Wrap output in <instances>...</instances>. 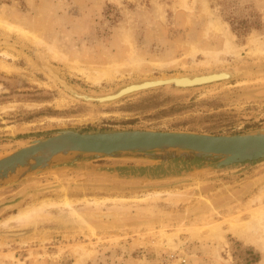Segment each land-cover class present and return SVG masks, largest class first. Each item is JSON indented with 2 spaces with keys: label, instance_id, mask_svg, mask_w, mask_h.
Returning a JSON list of instances; mask_svg holds the SVG:
<instances>
[{
  "label": "rangeland",
  "instance_id": "obj_1",
  "mask_svg": "<svg viewBox=\"0 0 264 264\" xmlns=\"http://www.w3.org/2000/svg\"><path fill=\"white\" fill-rule=\"evenodd\" d=\"M0 19L33 32L26 38L0 23V51L11 52L5 60L22 67L10 73L0 69V105L17 104L0 112V157L63 128L211 134L264 128V0H0ZM209 21L234 34L230 39L234 47L223 49L221 31L215 32ZM230 21L233 26H250L249 30L236 34ZM5 39L7 43L2 42ZM252 39L261 42L263 55L248 54ZM130 44L141 57L137 65L126 59ZM50 49L63 55L53 57ZM216 50L221 61L213 63V69L239 70L235 77L186 90L154 87L111 102L72 99L46 69L49 65L82 93L101 95L140 81L142 75L203 71L208 68L195 70L190 65L205 58V51ZM153 61L161 65H152ZM106 65L117 67L115 76L90 78ZM61 97L68 101H59ZM25 102L37 106L26 108ZM156 163L100 157L89 166L117 169ZM263 166L264 158L160 179L127 176L122 173L126 169L40 172L31 181L0 188V199L12 193L16 197L25 189L22 197L8 204L15 207L0 214V264H235L232 253L244 255L246 246L259 251L261 259L263 251L254 241L259 231L238 234L230 225L237 216L247 219L251 206L264 209V194L255 198L264 191ZM191 182L201 185L187 188ZM226 184L229 188L214 206L201 204L202 192ZM156 190L159 196L153 198ZM186 190L192 193L187 199H173L172 193ZM42 199L57 202L45 205L43 218L3 224L10 213ZM65 199L70 203L64 204ZM147 204L154 208L148 211ZM192 206L200 208L198 213L212 211V217L200 220L182 214L185 223H178L182 217L176 214ZM87 210L117 215L85 216ZM136 210L143 212L135 215Z\"/></svg>",
  "mask_w": 264,
  "mask_h": 264
},
{
  "label": "water",
  "instance_id": "obj_2",
  "mask_svg": "<svg viewBox=\"0 0 264 264\" xmlns=\"http://www.w3.org/2000/svg\"><path fill=\"white\" fill-rule=\"evenodd\" d=\"M225 78L197 82L181 88H191L219 82L235 77L238 71H226ZM66 89L63 79L55 78ZM158 84L130 91L113 99L100 100L103 96L81 94V99L90 101H115L150 88L164 86ZM174 87H179L172 81ZM119 88L115 91L118 92ZM69 91V90H68ZM76 92V91H75ZM89 98V99H88ZM100 157H132L152 159L156 164L118 167L112 169L90 164ZM264 158V128L234 134H211L185 130L154 129H102L82 130L63 128L47 136L31 139L0 157V188L18 181H31L40 172L72 168H86L91 171L117 170L127 176L150 179L174 178L190 175L195 171L220 170L230 165L258 161ZM10 195L0 199V207L15 202L22 197ZM17 191V192H18Z\"/></svg>",
  "mask_w": 264,
  "mask_h": 264
},
{
  "label": "bare ground",
  "instance_id": "obj_3",
  "mask_svg": "<svg viewBox=\"0 0 264 264\" xmlns=\"http://www.w3.org/2000/svg\"><path fill=\"white\" fill-rule=\"evenodd\" d=\"M205 11H207V10L205 9ZM2 22H6L5 25L7 26L8 29H15V30L19 31L21 33V35L26 37V38H28L27 36L30 35V33L33 34V32H29L28 30H26L24 28H20V27L16 26L15 24H12V23H9L5 20L0 19V23H2ZM207 24L214 27L215 32L218 30L221 31L220 35L223 37V42H222L223 49H231L232 47H234V45L230 41V39H232L231 37H234V34L232 32H229L228 29L219 26V24L214 22V21H209V23H207ZM32 37L36 38V36H34V35H32ZM30 39H31V37H30ZM251 41H252L253 45L249 47L250 49L248 51V54L258 55L255 53H261L260 55H263V51L261 50V48H263V47H261L262 45H260L261 42L259 40H256V39H252ZM2 42L7 43V40L5 39ZM129 46L131 47V44ZM194 49L195 48L192 49V53L194 52L193 51ZM50 50L51 51L49 53H51V56H53V57H61L63 55V54L60 55L61 53L57 52L55 50H52V49H50ZM205 52H206L205 58L200 59L199 61L193 60V63L190 65V67L191 68L195 67V70H196L197 66H202V68L207 67L208 69H205L203 71H197L196 70L197 72L195 71V73H187V72L186 73L185 72L180 73V72H178V73H174V74H168V75L163 74L160 76H151V77L150 76L146 77V76L142 75V77H144V78L140 79V81H130L126 84L119 86L118 92H115L118 89L117 88L115 91L107 92V93L97 95V96H99V97L103 96V97L99 98L100 100H104V99L109 100V99H113L119 95H122V94L130 92V91L138 90V89L149 87V86H156V85L162 84V83H164L165 86H172V85H169V84H171L172 81H174L177 84V86H179V87H176V89H185L186 90L188 88H181L180 86L185 87V86H189V85H192L194 83H197V82L202 83V82L208 81V80H215L218 78L227 77L230 73L226 72V71H229V70H226L223 68L213 69V67H212V65H214L213 63L216 64V62L218 63L219 61H221V58L219 55L220 51L216 50V51H205ZM0 54H1V57H0V69L1 70L5 71L7 73L22 70V67L14 65L12 63H9L7 60H5V57L12 55L11 52L6 51V50H2V51H0ZM51 56H50V59H51ZM127 58L129 61H130V59H132V61L135 62V65H137L138 63H140L141 57H139L136 54L134 48L131 47L129 50V55H128V57H126V59ZM138 60H139V62H138ZM124 61L127 62L126 60H124ZM127 63L129 64V62H127ZM150 63H152V65H158V66L161 65L158 61H153ZM187 66H189V65H187ZM187 66L185 65L184 67H187ZM46 69L48 71L49 77L53 78L56 81L55 78L59 77V75L57 73L53 72L51 67H49V65H47ZM237 71H239V70H237ZM116 72H117L116 66L106 65L97 73L90 74V78L94 81H99L102 78L104 79V78H110V77L115 76ZM246 72H247V70H246ZM14 73H16V72H14ZM59 78H61V77H59ZM61 79H63V78H61ZM63 82H65L64 79H63ZM214 83H216V82H214ZM65 85H66V89H64V88H62V89L69 97H72V99H74V98L75 99H81V97H82L81 94L84 95V93L78 91L73 86L69 85L68 83H66ZM196 87L198 88V86H196ZM176 89L174 88V90H176ZM66 90H70V91L68 92ZM178 91H180V90H178ZM84 96L86 97V95H84ZM91 96L93 97L95 95H91ZM59 101H68V100L64 97H61V98H59ZM86 101H90V100H86ZM107 102H110V101H107ZM57 103H58L57 105L61 104L59 102H57ZM23 105L26 108H32V107L37 106V103H33V102L26 103L25 102ZM16 106H17L16 103L1 104L0 105V112L7 111L10 109H15ZM196 184L198 185V184H200V182L199 183L191 182V184L189 183V185L186 187L187 188L195 187ZM227 188H229V187L226 184L223 186H216V188L213 191L210 190V191L202 192L200 194V201H202L201 204L209 202V204L207 205L208 207L214 206L213 201L222 198V195L224 194L222 192H224ZM263 189H264V187H263ZM159 192H160L159 190H156L155 194H153V198L158 197ZM186 194H192V193H190L189 190L177 191V192L172 193V196H173V199H175V201L177 202L179 199H182V200L187 199L188 197L186 196ZM262 194H264V191H262V189H261L260 193H257V194L255 193V195H256L255 198L256 197L259 198ZM17 195H20V193ZM14 197H15V195L13 196V198ZM147 197L148 196H145V197H143V199H147ZM253 198H252V200H254ZM119 200H123V199H119ZM247 202H250V201H247ZM55 203H57V202L52 201V200L44 201L43 199L39 203L33 201L32 203H29V204L19 208V210L17 212L10 214V216L3 221V224H7V222L11 221V220L14 221L15 225L19 224V223H25L26 224V223L34 222L37 219H39V218L41 219L44 217L45 205L55 204ZM63 203L69 204L70 202H69V200L65 199V200H63ZM145 208L148 209V211H149V208H154V207H153V205L147 204V206H145ZM158 209H160V208H158ZM199 209L200 208H198V206L197 207H194V206L188 207V208H186L185 212L180 213V214H176V216L182 217L183 216L182 214H188V215L194 214L193 217H199L200 220L210 219L212 217V211H202V212L198 213ZM210 209H212V208H209V210ZM228 209L230 210V208H228ZM96 211L97 210H87V211H84L83 213L85 216L96 215V216H103L106 218L107 217H115L117 215L115 212H111V211H107V212H96ZM142 212L143 211L140 212L139 210L134 211L135 215L136 214L140 215ZM207 213H210V214H207ZM237 217H235L234 219L231 220L230 228L233 231L237 232L238 234H243L249 229H253V231H256V230L259 231L257 236L254 237V241L259 246V249H261L263 251V257L256 264H264V209L260 205L255 206V207L251 206L249 208V217L247 219H240L239 220V218H237ZM183 218L184 217H182V219L180 221L178 220L179 221L178 223H185ZM167 240H168V237H167Z\"/></svg>",
  "mask_w": 264,
  "mask_h": 264
},
{
  "label": "trees",
  "instance_id": "obj_4",
  "mask_svg": "<svg viewBox=\"0 0 264 264\" xmlns=\"http://www.w3.org/2000/svg\"><path fill=\"white\" fill-rule=\"evenodd\" d=\"M230 26L236 34L244 35L249 30L250 26H233L232 21H230ZM244 255L240 253L233 252L232 255L235 259V264H256L260 259V252L255 250L252 246H246L243 248Z\"/></svg>",
  "mask_w": 264,
  "mask_h": 264
},
{
  "label": "crops",
  "instance_id": "obj_5",
  "mask_svg": "<svg viewBox=\"0 0 264 264\" xmlns=\"http://www.w3.org/2000/svg\"><path fill=\"white\" fill-rule=\"evenodd\" d=\"M222 198H220V199H217V200H215L216 202H218V201H220ZM14 207H15V205H13ZM13 206H5V207H3V208H1L0 209V214H2V213H4L6 210H10L11 208H14ZM10 214H12V213H10ZM9 214V215H10Z\"/></svg>",
  "mask_w": 264,
  "mask_h": 264
}]
</instances>
